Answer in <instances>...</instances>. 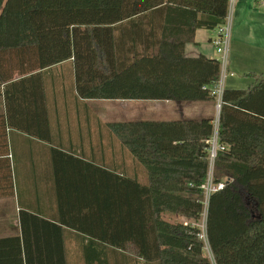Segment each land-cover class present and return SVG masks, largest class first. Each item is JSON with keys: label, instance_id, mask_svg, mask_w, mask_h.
<instances>
[{"label": "trees", "instance_id": "trees-1", "mask_svg": "<svg viewBox=\"0 0 264 264\" xmlns=\"http://www.w3.org/2000/svg\"><path fill=\"white\" fill-rule=\"evenodd\" d=\"M228 7V0H0V136L6 152L0 198L18 190L8 141L12 132L26 129L13 118L46 110L44 71L70 61L80 99L213 100L219 59L187 57L185 45L198 29L224 23ZM248 76L253 82L247 89L227 88L222 95L218 138L228 149L215 158L213 180L225 186L211 193L206 218L214 262L199 236L207 140L214 131L212 119L205 118L110 123L146 167L148 182L101 167L99 186L68 195L61 189V196L86 200L76 204L75 217L61 219L88 241L85 260L264 264V72ZM37 225L59 227L22 211V236L0 238V264L65 263L63 235L61 253L28 248V227Z\"/></svg>", "mask_w": 264, "mask_h": 264}, {"label": "crops", "instance_id": "crops-1", "mask_svg": "<svg viewBox=\"0 0 264 264\" xmlns=\"http://www.w3.org/2000/svg\"><path fill=\"white\" fill-rule=\"evenodd\" d=\"M213 31H216L214 29ZM216 33L198 29L186 43L185 55L218 59L212 43ZM264 72V0H235L224 89H247L249 73ZM232 73L233 75H231ZM47 100L42 116L20 113L13 121L26 130L10 134L9 153L15 194L0 198V238L22 236L21 212L38 215L59 227H28L31 251L61 253L62 235L67 258L64 264H92L83 252L90 247L80 233L62 224L74 216L76 204L86 200L68 197L71 189H91L100 184L101 167L148 182L146 167L134 159L110 127L111 122L130 120L219 119L217 101L80 99L74 89L70 61L44 71ZM37 104L32 105L35 109ZM4 100L0 97V113ZM1 130V121H0ZM5 146L0 136V175ZM0 183L3 181L0 180ZM61 189L67 195L61 196ZM75 191V190H74ZM77 202V203H76ZM80 207V206H79ZM78 207V209H79ZM61 255V254H59ZM49 264H62V260ZM107 264H117L107 261ZM119 264H126L121 261Z\"/></svg>", "mask_w": 264, "mask_h": 264}, {"label": "built area", "instance_id": "built-area-1", "mask_svg": "<svg viewBox=\"0 0 264 264\" xmlns=\"http://www.w3.org/2000/svg\"><path fill=\"white\" fill-rule=\"evenodd\" d=\"M229 7L228 13L225 18V22L218 25L216 27V37L212 40V43L217 51L220 54V65H221V74L218 83L215 85L212 93L217 101V109L220 112L222 95L224 91V81L227 75V64H228V55H229V47H230V36L232 29V10L235 0H228ZM233 75L232 73H230ZM214 131L212 136L207 140L208 148V161H209V171L206 183L204 185V195H205V211L203 212V226L201 228V232L199 233L200 238L209 246L207 232H206V218H207V205L208 199L212 192L221 190L225 186V181H221L215 183L213 180V171H214V161L217 157L219 151H224L228 149L227 145H223L219 142L218 138V127H219V119L214 122ZM188 224V222H186ZM210 247V246H209ZM211 250V249H210Z\"/></svg>", "mask_w": 264, "mask_h": 264}, {"label": "rangeland", "instance_id": "rangeland-1", "mask_svg": "<svg viewBox=\"0 0 264 264\" xmlns=\"http://www.w3.org/2000/svg\"><path fill=\"white\" fill-rule=\"evenodd\" d=\"M209 32H211V33H216V31H213V30H211V29H207ZM217 55L219 56V58H220V54L219 53H217ZM218 58V59H219ZM250 203V208H251V210H252V214L254 215V217L255 216H257L258 215V212H257V210H256V208H255V205H254V203H252V202H249ZM166 218H168V219H170V220H173V221H185L183 218H181V217H177V216H172V215H166ZM199 224H200V226L202 227L203 226V219L199 222ZM204 254L212 261V262H214V258H213V255H212V252H211V250H210V247L205 243V249H204ZM214 264V263H213Z\"/></svg>", "mask_w": 264, "mask_h": 264}]
</instances>
